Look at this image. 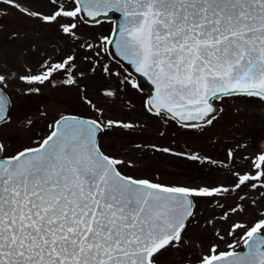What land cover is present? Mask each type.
Masks as SVG:
<instances>
[{
    "label": "snow or ice",
    "instance_id": "6c2138e0",
    "mask_svg": "<svg viewBox=\"0 0 264 264\" xmlns=\"http://www.w3.org/2000/svg\"><path fill=\"white\" fill-rule=\"evenodd\" d=\"M2 2L20 8L16 0ZM50 2L55 10L49 14H27L49 23L72 18L59 27L73 36L81 13L96 16L114 7L123 14L117 47L155 85L149 111L178 121L209 117L211 123L210 98L217 94L264 101V0H73L72 8ZM70 61L74 57L20 79L43 82L69 71ZM4 111L0 103V121ZM118 123L61 117L36 147L4 156L0 144V264H158V254L184 243L195 215L189 197L264 187V153L253 159L255 174H234V189L125 176L118 169L123 161L105 154L96 140L102 126ZM237 230L246 254L213 243L198 264H264V214L251 226L232 223L227 235Z\"/></svg>",
    "mask_w": 264,
    "mask_h": 264
},
{
    "label": "rangeland",
    "instance_id": "374dc122",
    "mask_svg": "<svg viewBox=\"0 0 264 264\" xmlns=\"http://www.w3.org/2000/svg\"><path fill=\"white\" fill-rule=\"evenodd\" d=\"M16 2L20 5L19 9L0 0V75L5 77L0 83L11 94L13 104L10 117L0 125L4 153H14L38 143L50 131L57 116L74 111L97 117L104 125L109 120L120 122L105 126L100 141L113 157L123 161V171L128 172L129 169L138 176L172 185L189 187L195 183L196 180L192 183L189 180L194 181V175L198 172L193 173L186 154L173 153L186 149L180 146H189V136L169 119L164 121V115L147 113L142 96L129 87L132 79L125 78L119 64L107 55V40L102 38L109 37L111 22L91 27L81 19L76 20L78 26L73 36L63 33L59 27L60 24L73 22L72 18L60 17L57 22L49 23L27 14L32 11L43 14L54 11L50 0ZM61 2L68 8L75 6L73 0H57V5ZM89 44L93 47L88 48ZM68 56L74 57V61L69 62L70 70L67 72H53L43 82L20 79L21 76L41 74L49 64L62 62ZM67 80L72 82L67 83ZM219 104L222 110L201 133L218 151L223 146L227 154L231 151L233 158L241 164L239 170L246 166L250 170L253 159L261 150L264 101L232 95L222 97ZM173 133H178L175 139L179 146H172ZM164 148L171 149L164 152ZM215 157L219 158L220 155ZM233 181L230 180L226 187L234 189L235 176ZM236 192L250 193L251 200L243 198L240 208L235 212L228 210L227 216L220 212L225 210L224 202L220 204L221 201L209 199L212 205L208 201L200 203L198 214L189 218L183 233L184 243L176 249L168 248L158 254V264L198 262L213 243L220 251L229 249V244H233V248H240L242 241L239 238L243 231L237 230L233 236H228L227 232L234 222L251 226L262 217L264 187L254 192L241 187L227 194L231 196ZM232 200L229 204L235 202V199ZM203 212L207 215L216 213L217 218L202 216Z\"/></svg>",
    "mask_w": 264,
    "mask_h": 264
},
{
    "label": "water",
    "instance_id": "95a60500",
    "mask_svg": "<svg viewBox=\"0 0 264 264\" xmlns=\"http://www.w3.org/2000/svg\"><path fill=\"white\" fill-rule=\"evenodd\" d=\"M82 15H83V17L85 19H87V20H89L91 22H95V21H97L98 19H100L102 17H112V18H114L116 20L115 29H114V31H113V33L111 35V38H110V40H112L113 42L108 44L109 45L110 54H111L112 57H114L116 59H119L120 61H122L125 64H127V66H129L130 69L135 74H137V76L139 78L138 81H137L139 88L140 89H145V90L148 91L146 105L149 108L150 105H149L148 102L156 94L155 93V85L152 83V81L147 76H144L142 73L137 72L136 71V66L134 64H132L129 60L125 59L122 56L120 49L117 47L116 41L119 39L118 28H119V25L123 22V14L121 12L117 11L113 7V8H109V9H106V10L105 9H101L100 12H99V15H96V16H89V15H87V13H82ZM220 96H221L220 94H217L216 98H219ZM212 99L213 98H210V103L213 106L214 112L209 114L210 117L215 115V113L219 109V106L217 104H215L214 102H212ZM0 103H2L3 107L5 108V111L3 112V116L6 117L7 116V112H8V108H9V98H8L7 94L1 88H0ZM151 110L156 111L155 108H152ZM164 111H166V110H164ZM170 116H171V114H170ZM62 117H66V118H73L74 117V118H77V119H92V118L81 117V116H76V115H65V116H62ZM208 119H209V117H205L204 120L180 121V122H184L186 124H190V123L200 124V123H203V122L207 121ZM58 120H61V117ZM55 124H56V122H55ZM55 124H54V128H55ZM101 130H102V127L99 130H97V132H96V140H97V142H98V134L100 133ZM189 198L191 199V197H189ZM243 245H244V248L242 250L234 251V252L241 253L242 255L246 254L248 252V248H247V245H245V244H243Z\"/></svg>",
    "mask_w": 264,
    "mask_h": 264
},
{
    "label": "flooded vegetation",
    "instance_id": "af4514ba",
    "mask_svg": "<svg viewBox=\"0 0 264 264\" xmlns=\"http://www.w3.org/2000/svg\"><path fill=\"white\" fill-rule=\"evenodd\" d=\"M207 149V148H205ZM191 159L193 156L196 157V159H192V171L193 173L196 172V162L199 160V163H201V169L197 168V175H194V181H197V183H193L195 186L200 183H204V185L213 186L218 181V171L214 168L213 165H211L210 157L205 151H197L194 147L191 148ZM222 182H226V179L221 180ZM196 198V197H195ZM204 198V197H202ZM205 199V198H204ZM197 200V199H196Z\"/></svg>",
    "mask_w": 264,
    "mask_h": 264
}]
</instances>
